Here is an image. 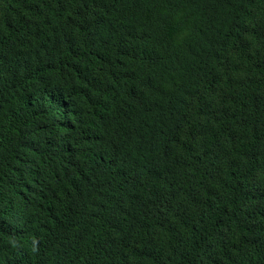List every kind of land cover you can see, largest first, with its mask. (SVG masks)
I'll return each mask as SVG.
<instances>
[{
  "label": "trees",
  "instance_id": "16d2710c",
  "mask_svg": "<svg viewBox=\"0 0 264 264\" xmlns=\"http://www.w3.org/2000/svg\"><path fill=\"white\" fill-rule=\"evenodd\" d=\"M0 264H264V0H0Z\"/></svg>",
  "mask_w": 264,
  "mask_h": 264
}]
</instances>
